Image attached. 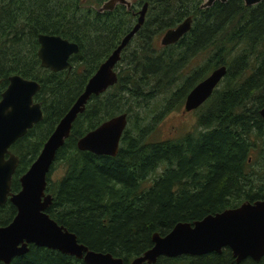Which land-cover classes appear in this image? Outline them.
Wrapping results in <instances>:
<instances>
[{
  "label": "trees",
  "instance_id": "trees-1",
  "mask_svg": "<svg viewBox=\"0 0 264 264\" xmlns=\"http://www.w3.org/2000/svg\"><path fill=\"white\" fill-rule=\"evenodd\" d=\"M203 1L134 0V11L145 3L147 9L132 45L115 64L117 82L91 95L46 177V192L52 195L47 214L89 249L126 263L152 246L154 232L165 234L176 222H192L264 196V120L259 114L264 107V0L251 6L226 0L201 7ZM102 2L0 0V98L8 77L18 74L39 82L34 101L43 112L42 120L10 146L18 157L12 192L20 189L19 177L88 78L131 29V11L122 6L99 11ZM188 17V31L175 43L157 47L166 30ZM39 34L77 44L70 69L55 72L41 66ZM221 65L226 73L199 106L193 131L176 139H150L154 126L143 123L148 114L135 113L133 107H146L162 95L151 114L156 122L182 108L193 86ZM123 112L127 125L115 156L77 148L82 135ZM60 164L64 171L52 180ZM15 213L7 199L0 205V226ZM9 264L85 263L29 244ZM152 264H264V256L236 262L224 247L219 253L161 255Z\"/></svg>",
  "mask_w": 264,
  "mask_h": 264
},
{
  "label": "water",
  "instance_id": "water-1",
  "mask_svg": "<svg viewBox=\"0 0 264 264\" xmlns=\"http://www.w3.org/2000/svg\"><path fill=\"white\" fill-rule=\"evenodd\" d=\"M124 1L107 0L99 10L112 9ZM215 1L226 0H204L201 7H208ZM260 1L243 0L246 6ZM146 9L145 3L131 30L88 78L82 92L56 124L36 158L19 177L20 189L16 192L11 191V181L18 157L10 151V146L42 120L43 112L40 103L34 101V95L40 88L39 82L18 74L8 77V84L0 98V205L8 199L16 207V213L9 223L0 226V262L9 264L13 257L26 253L29 244L58 250L81 259L85 264H152L161 255L219 253L224 247L231 250L236 262L246 257L258 261L264 256V196L192 222H176L165 234L154 232L151 235L152 246L128 263L109 252L89 249L77 240L73 232L58 224L46 212L52 202V195L46 192V177L56 151L68 138L73 121L84 110L91 95H99L117 82L115 64L123 47L142 25ZM190 23L191 18L188 17L176 27L166 30L160 39L161 45L175 43L189 30ZM38 42L37 55L42 67L55 72L71 68L69 57L78 52L75 42L50 34H39ZM225 73L226 66H218L196 83L185 97L184 111L199 107ZM259 114L264 120V107L259 109ZM126 125L127 114L119 113L82 135L76 146L79 150L115 156Z\"/></svg>",
  "mask_w": 264,
  "mask_h": 264
},
{
  "label": "rangeland",
  "instance_id": "rangeland-1",
  "mask_svg": "<svg viewBox=\"0 0 264 264\" xmlns=\"http://www.w3.org/2000/svg\"><path fill=\"white\" fill-rule=\"evenodd\" d=\"M162 35L157 39V47L161 45L160 39ZM123 64V63H122ZM121 65V64H120ZM163 98L162 95L157 96L153 101L149 102L146 107H133L135 110L133 112L139 114H148L146 120L143 121L144 125L151 124L154 126V131L150 135L152 140H166V139H176L177 137L193 131L197 123V117L199 113V107L191 111H184V108L171 110L168 113L163 114L156 122L152 120L151 114L155 109L159 107V101ZM151 116V117H150ZM159 167L157 172H161L162 168ZM64 168L60 164L50 174L52 180H57L63 173Z\"/></svg>",
  "mask_w": 264,
  "mask_h": 264
},
{
  "label": "flooded vegetation",
  "instance_id": "flooded-vegetation-1",
  "mask_svg": "<svg viewBox=\"0 0 264 264\" xmlns=\"http://www.w3.org/2000/svg\"><path fill=\"white\" fill-rule=\"evenodd\" d=\"M107 0H103V2H102V4H101V6L103 5V3L104 2H106ZM101 6L99 7V9L101 8ZM116 6H122L123 8H125V10L126 11H131V13L133 14V16H134V20H133V23H132V25H131V28L134 26V24L136 23V21H137V17H138V14H137V12H138V10H136V11H134V9H132V7L134 6V0H125L123 3H117L114 7H116ZM113 7V8H114ZM112 8V9H113ZM112 9H104V10H99V11H105V10H112ZM140 11V10H139ZM139 13V12H138ZM143 24V23H142ZM140 28V27H139ZM131 30V29H130ZM130 30H128L125 34H124V36L130 31ZM138 31V30H137ZM136 31V32H137ZM136 34V33H135ZM135 34L130 38V40L127 42V44L123 47V49L121 50V52H120V56H121V53L127 48V46H128V48H130V46L132 45L131 44V41H132V39L134 38V36H135ZM123 36V37H124ZM122 37V38H123ZM121 38V39H122ZM121 39H120V41H121ZM120 43V42H119ZM127 51V50H126ZM70 58V57H69ZM119 61V60H118ZM70 62V61H69ZM13 153V152H12Z\"/></svg>",
  "mask_w": 264,
  "mask_h": 264
}]
</instances>
